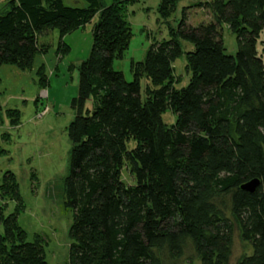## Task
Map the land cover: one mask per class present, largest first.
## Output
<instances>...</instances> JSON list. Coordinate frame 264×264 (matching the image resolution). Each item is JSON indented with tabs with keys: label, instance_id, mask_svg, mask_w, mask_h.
<instances>
[{
	"label": "trees",
	"instance_id": "trees-1",
	"mask_svg": "<svg viewBox=\"0 0 264 264\" xmlns=\"http://www.w3.org/2000/svg\"><path fill=\"white\" fill-rule=\"evenodd\" d=\"M84 1L0 6V66L20 70L47 51L38 41L44 29L61 38L97 15L69 101V264H179L187 245L200 264H264V63L257 49L264 0L201 1L211 18L195 26L183 11L170 37L152 41L130 65V81L113 68L132 35L126 0ZM176 2L160 0L159 13L168 16ZM224 24L235 34L234 54L225 51ZM68 50L59 39L56 53ZM183 53L189 79L177 87L173 64ZM36 75L45 84L42 66ZM167 110L175 115L171 124L162 118ZM4 113L20 121L19 109ZM124 166L132 183L122 178ZM252 179L255 189H243ZM1 185L18 196L9 174ZM17 217V210L0 212V264H46L42 243L24 237ZM235 233L250 252L232 262Z\"/></svg>",
	"mask_w": 264,
	"mask_h": 264
},
{
	"label": "rangeland",
	"instance_id": "rangeland-1",
	"mask_svg": "<svg viewBox=\"0 0 264 264\" xmlns=\"http://www.w3.org/2000/svg\"><path fill=\"white\" fill-rule=\"evenodd\" d=\"M7 0H0V6ZM65 4L84 6V0H63ZM111 0H104L110 3ZM205 0H177L174 10L168 16L159 13L160 0H126V18L131 27L129 45L122 58L113 60V68L123 73L126 80H132L130 65L142 60L149 44L154 40L168 39L176 28L182 12L187 23L197 25L211 18L209 8L198 4ZM95 15L84 26L63 37L57 29H44L38 36L39 44L47 45V51L34 58L30 69L20 70L12 65L0 66V212L4 216L18 211V223L24 237L36 238L42 243L46 264H69V226L73 210L65 203L64 179L69 170L71 141L67 126L74 117L69 101L76 94L78 67L89 54L92 44ZM222 37L225 51L234 54L236 37L224 24ZM59 39L69 46L68 52L56 53ZM264 31L260 34L257 49L264 63ZM184 51L193 45L181 40ZM62 47V44H61ZM183 53L173 64L176 86L187 84L189 72L185 67ZM42 66L44 86H39L36 70ZM145 82L140 81L141 93ZM6 108L20 110V121L10 122ZM92 108V100L86 102ZM15 115H11L14 117ZM162 118L167 124L175 115L167 110ZM9 174L16 183L18 196L13 197L2 188L4 174ZM122 178L133 182V176L124 166ZM3 226L0 221V232ZM250 252V246L237 233L232 244V262L242 253ZM179 264H200L191 246L187 245Z\"/></svg>",
	"mask_w": 264,
	"mask_h": 264
},
{
	"label": "water",
	"instance_id": "water-1",
	"mask_svg": "<svg viewBox=\"0 0 264 264\" xmlns=\"http://www.w3.org/2000/svg\"><path fill=\"white\" fill-rule=\"evenodd\" d=\"M257 184H258V180L252 179L249 182L243 184L242 188L252 192L255 189V187L257 186Z\"/></svg>",
	"mask_w": 264,
	"mask_h": 264
},
{
	"label": "crops",
	"instance_id": "crops-1",
	"mask_svg": "<svg viewBox=\"0 0 264 264\" xmlns=\"http://www.w3.org/2000/svg\"><path fill=\"white\" fill-rule=\"evenodd\" d=\"M206 1H208V0H206ZM262 42H264V41H262Z\"/></svg>",
	"mask_w": 264,
	"mask_h": 264
}]
</instances>
